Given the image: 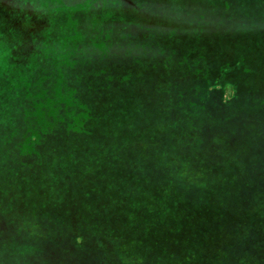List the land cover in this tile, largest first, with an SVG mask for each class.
Segmentation results:
<instances>
[{"label": "trees", "instance_id": "1", "mask_svg": "<svg viewBox=\"0 0 264 264\" xmlns=\"http://www.w3.org/2000/svg\"><path fill=\"white\" fill-rule=\"evenodd\" d=\"M2 1L16 94L0 95V252L40 260L44 215L22 218L56 198L81 258L129 264L128 239L141 264H264V0H18L12 19ZM100 159L121 176L113 195ZM52 167L87 190L55 174L47 201L26 181L52 184ZM89 204L97 220L77 217Z\"/></svg>", "mask_w": 264, "mask_h": 264}, {"label": "rangeland", "instance_id": "2", "mask_svg": "<svg viewBox=\"0 0 264 264\" xmlns=\"http://www.w3.org/2000/svg\"><path fill=\"white\" fill-rule=\"evenodd\" d=\"M103 1L105 2V8L109 11L114 10L117 4H120V5L124 4L123 0H118L119 3L118 1H115V0H103ZM1 4L3 8H5L7 14L9 15V19H12V11L9 12L7 9L10 6H11L10 9H12L15 5L18 6L19 5L18 0H15V4L12 1L9 4V2H6V0L4 2L2 1ZM49 5H50V2H46V0H40L41 7L45 8V7H48ZM89 5L90 6L92 5L91 1H89ZM19 21L20 20L16 22L18 26L20 25ZM34 22L37 25L40 22L37 16L34 19ZM151 26L155 27V24ZM138 30H139V26L133 25L132 31L130 32L132 33L133 36H138ZM16 32L12 33V35L13 36L16 35ZM1 33H2V30L0 29V37H2ZM5 34L6 32L4 30V36ZM4 42H6L5 38H4ZM5 48H6V45H4L3 42H0V68H4L6 65V70L7 72H9L11 71V68L9 65L6 64L7 56L5 55V51H6ZM17 59H18V55H14V58L12 57L11 60L15 62ZM16 67H17V64H16ZM0 88H1L0 95H2L4 98L12 97L14 99L16 92L11 89L6 91L7 88H11V87H7L3 80H0ZM139 94L143 95V99L147 100L148 96L151 93L144 92L143 88H141L139 90ZM134 95L137 96V93ZM100 160L106 164H101V165L97 164L98 169L95 171L94 176L97 177V179L103 181L106 184L103 186H106L107 188H108V184L111 183L112 186L109 187L108 193L113 195L115 188H117L118 186L117 182L121 180L120 178L121 176L116 174L115 164H109L107 161H104V159H100ZM150 165L151 164H148V166ZM65 171L67 170L61 169V170L56 171L55 167L50 168L47 174L49 178L48 181H51L52 184H48V183L40 184L41 181H38V179L35 176H30L29 179L26 181V183H28V185L29 184L35 185V187L37 188V191L46 190L47 196L45 198L48 201V196L51 195L50 193H53V191L50 188V185L53 187L56 185L55 184L56 182L53 180L52 176H54L55 174L56 175L59 174V177L62 178L66 176L65 174H68L70 178H69L67 185L71 189V194L74 196V193H73L74 190L80 191L84 194L85 190H87L89 186V182L87 180L89 175L87 174H84V175L77 174L76 175L74 173L73 174L66 173ZM108 176H111V177L108 179ZM112 176H115L116 181L112 180ZM91 178H93V176ZM123 179H128V178L124 177ZM59 185H63V183L59 182ZM6 189L7 188L3 189L4 193ZM53 200H56V198H54ZM53 200H51L50 202L48 201L45 207H41L38 204L33 206V209L29 211L27 216L25 218H22L23 220H26V219L32 220L34 218L36 219L38 214L44 215L43 224L41 225L40 223H38V225L40 226H36L33 224L32 229H31L33 235L35 236V240H33V242H36L37 244L35 251L36 253H39L38 258H40V260H34V257L36 256L33 255L32 249L31 251H29L31 254L27 255L28 258L25 256L23 257V255L15 256L14 254H8L6 251L3 253L2 251L0 252V264H6L7 261L12 260V259H9V257H17V259H19V261L12 260L10 264H88L90 261H96L94 262V264H99L98 262H100V264H107V263L110 264L111 261L101 262L104 259V256L102 255H99L98 257H94L93 260H90V257L81 258V255L83 253V251L81 250H73L72 252L69 250L68 248L69 236L67 232L69 230L71 220L75 216L65 215L66 214L64 212L65 208L55 206L53 204ZM74 201L75 200H71L69 202L73 203ZM97 210H98L97 206L89 204L87 207H85V205H83L82 213L81 215H77V217L79 216L81 220H97V218L101 217V215L98 214ZM43 211H47V213H43ZM39 218L40 217H37V219ZM14 219L15 220L19 219V215H16ZM30 225L31 224H26L25 229H27ZM0 238L2 237L0 236ZM22 240H24V238H22ZM1 242L2 241L0 239V243ZM6 246H8L7 243H6ZM0 249L5 250L6 248L0 245ZM121 249H122V253L125 255L129 264H141L143 258L146 255V250H142L143 248L140 249L139 246H136L135 244L130 242V240L128 239ZM50 253L53 254V257L55 258H51L49 256Z\"/></svg>", "mask_w": 264, "mask_h": 264}]
</instances>
